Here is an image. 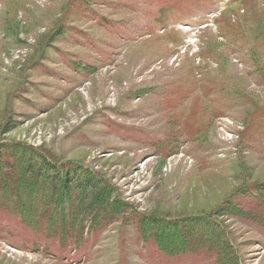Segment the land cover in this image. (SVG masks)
<instances>
[{"label":"rangeland","instance_id":"1","mask_svg":"<svg viewBox=\"0 0 264 264\" xmlns=\"http://www.w3.org/2000/svg\"><path fill=\"white\" fill-rule=\"evenodd\" d=\"M249 1L214 24L228 0H0V142L89 171L117 202L46 239L6 211L9 197L0 264H217L216 250L160 254L138 233L142 214L220 218L239 258L222 264H264L261 191L233 201L260 197L252 224L221 213L264 182V0ZM179 130L182 152L158 159L153 142Z\"/></svg>","mask_w":264,"mask_h":264},{"label":"trees","instance_id":"2","mask_svg":"<svg viewBox=\"0 0 264 264\" xmlns=\"http://www.w3.org/2000/svg\"><path fill=\"white\" fill-rule=\"evenodd\" d=\"M9 164L11 162H6V165ZM11 165L12 171L8 173L2 170L0 162V194L3 196L4 193L9 192L11 187L16 188L17 186V210L19 211L18 214L22 216L23 223L27 226L34 224L36 219H45L48 221L50 229H52L54 221L58 218L60 230H65V204L70 212L67 225L71 230L74 229L79 217H89L90 221L96 224L104 219L105 210L109 211L111 217L116 215L112 214L113 211L111 210L114 204L117 206L116 201L113 203L115 199L110 197L113 191L102 183V179H95L89 171H86L85 174L80 168L73 167L72 173L66 177L64 176L63 179V176L58 173L61 172L60 168L63 169V167L55 168L52 165L49 166L45 161L39 162L33 154L29 156L22 154L18 162H13ZM251 185L259 189L261 196L264 198V182L253 184L249 182L234 192L245 195L249 192L248 188ZM39 190H41L42 195L33 198L31 194ZM257 198L260 197L254 198L256 204L251 207L249 212H245L244 209L241 210L225 200L221 213H228L239 218L248 217L249 214L257 212L261 208ZM3 201L5 199L0 196V205H3ZM52 207H54L53 213L47 214L44 213L45 211H41L45 209L50 212ZM207 216L203 215L201 220H195L197 227H192L190 223L186 229H183L181 225H186L188 221L182 223L168 222L163 218L159 220V217L154 216L150 217L157 220H148L145 219L146 217H142L144 219H142L140 225L143 230L149 231V234H143L153 235L156 246L165 254L172 255L181 252L185 248L184 244L191 239L193 243L201 247L216 250L218 252L216 262L222 264V261L225 262V257L230 249L226 239L228 230L222 224L220 218L219 222L222 229ZM193 235H197L199 238L192 239L194 238Z\"/></svg>","mask_w":264,"mask_h":264}]
</instances>
